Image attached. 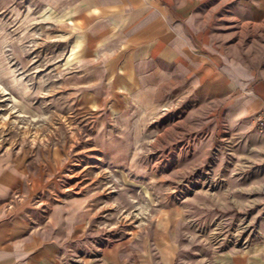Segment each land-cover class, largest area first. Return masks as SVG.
Returning <instances> with one entry per match:
<instances>
[{
  "label": "rangeland",
  "instance_id": "374dc122",
  "mask_svg": "<svg viewBox=\"0 0 264 264\" xmlns=\"http://www.w3.org/2000/svg\"><path fill=\"white\" fill-rule=\"evenodd\" d=\"M13 2L0 4V154L20 162L36 202L85 200L60 264H264V135L249 115L227 122L231 91L176 84L155 103L109 101L120 86L92 73L105 63L81 36L72 59L74 24ZM194 9L264 80V5Z\"/></svg>",
  "mask_w": 264,
  "mask_h": 264
},
{
  "label": "crops",
  "instance_id": "0c3cea01",
  "mask_svg": "<svg viewBox=\"0 0 264 264\" xmlns=\"http://www.w3.org/2000/svg\"><path fill=\"white\" fill-rule=\"evenodd\" d=\"M210 1L38 0L78 29L72 59L81 36L85 44L80 51L105 63L94 64L92 73L109 86H120L116 99L106 97L109 101L155 103L176 84L184 93L208 86L223 95L225 86V93L231 91L225 118L232 126L246 115L252 119L264 104V80L256 77L253 61L215 45L194 9ZM218 1L253 9L264 5V0ZM23 172L10 154H0V264H60L67 244L84 225L87 204L79 196L61 200L44 195L36 202Z\"/></svg>",
  "mask_w": 264,
  "mask_h": 264
},
{
  "label": "built area",
  "instance_id": "2783aa9c",
  "mask_svg": "<svg viewBox=\"0 0 264 264\" xmlns=\"http://www.w3.org/2000/svg\"><path fill=\"white\" fill-rule=\"evenodd\" d=\"M252 125L256 132L264 135V104L253 115Z\"/></svg>",
  "mask_w": 264,
  "mask_h": 264
}]
</instances>
